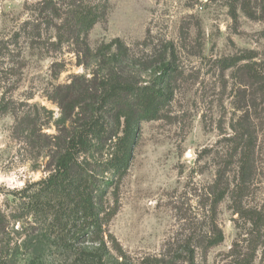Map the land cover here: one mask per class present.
I'll use <instances>...</instances> for the list:
<instances>
[{
    "label": "rangeland",
    "instance_id": "obj_1",
    "mask_svg": "<svg viewBox=\"0 0 264 264\" xmlns=\"http://www.w3.org/2000/svg\"><path fill=\"white\" fill-rule=\"evenodd\" d=\"M51 1L57 14L49 0H0V264H264V1L109 0L86 57L59 25L98 0ZM94 75L138 90L108 101L99 126L111 141L86 157L104 161L123 137L121 106L154 117L129 136L130 165L106 200L107 250L87 260L72 224L54 229L34 203L62 119L53 93Z\"/></svg>",
    "mask_w": 264,
    "mask_h": 264
},
{
    "label": "trees",
    "instance_id": "obj_2",
    "mask_svg": "<svg viewBox=\"0 0 264 264\" xmlns=\"http://www.w3.org/2000/svg\"><path fill=\"white\" fill-rule=\"evenodd\" d=\"M108 2L109 0H98L96 5L80 6L74 3L71 5L73 8L69 15L61 20L59 29L77 45L79 55L82 54L81 50H84L82 55L85 57L90 53L87 42L89 33L97 22L105 18L107 12L105 6ZM52 3L49 0V9L57 14ZM171 73L170 64H162L160 83H165ZM126 82L128 83V81L120 82L118 79L104 78L98 83V77L94 75L92 79L86 80L87 84L84 88L71 83L58 87L51 98L59 107L62 119L57 122L59 134L52 138L53 153L50 163L53 165L47 177L36 184L38 193L34 205L38 213L49 206V218L55 223L54 229L67 230L72 224L69 230L71 237L77 241L83 240L89 246L86 249L91 250L82 251L85 252L87 260L100 258L107 250L104 241V219L110 220L115 212L109 214L106 200L111 188L117 186L119 178L130 165L133 141L131 142L129 136L137 124L154 117L150 115L154 114L153 110L149 111L141 106L136 108L129 105L121 106L119 110L121 113L118 112L119 119L124 118L126 124L123 137L117 138L112 147L109 146L104 161L98 162L93 156L86 157V154L94 152L99 146L105 148L106 142L111 141L102 136L100 118L105 113L108 101L114 100L113 97L125 89ZM126 88L138 90L131 85ZM157 92L158 97L163 96V91ZM112 104L117 112L118 104ZM60 126L63 129L60 130ZM246 136L249 135L245 134L242 138L245 139ZM250 143V139H246L243 149L241 148L243 157L240 161V173L243 183L248 182L250 166H248L249 155H246V152L251 148ZM124 149H127L125 154L121 151ZM236 149L240 150V148ZM257 222L258 219L253 221L249 236L257 231ZM223 239V235H220L212 241V244H220ZM234 264H249V260L239 263L235 261Z\"/></svg>",
    "mask_w": 264,
    "mask_h": 264
},
{
    "label": "water",
    "instance_id": "obj_3",
    "mask_svg": "<svg viewBox=\"0 0 264 264\" xmlns=\"http://www.w3.org/2000/svg\"><path fill=\"white\" fill-rule=\"evenodd\" d=\"M190 155V154H189Z\"/></svg>",
    "mask_w": 264,
    "mask_h": 264
}]
</instances>
